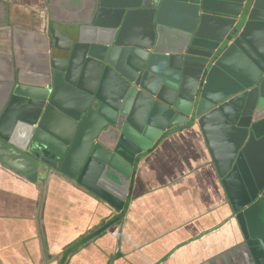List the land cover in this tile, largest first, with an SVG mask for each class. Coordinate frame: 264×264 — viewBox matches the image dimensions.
Masks as SVG:
<instances>
[{
  "label": "water",
  "instance_id": "water-1",
  "mask_svg": "<svg viewBox=\"0 0 264 264\" xmlns=\"http://www.w3.org/2000/svg\"><path fill=\"white\" fill-rule=\"evenodd\" d=\"M44 2L53 29L32 84L0 0V167L31 184L58 175L122 214L139 160L195 125L264 264V0Z\"/></svg>",
  "mask_w": 264,
  "mask_h": 264
},
{
  "label": "crops",
  "instance_id": "crops-1",
  "mask_svg": "<svg viewBox=\"0 0 264 264\" xmlns=\"http://www.w3.org/2000/svg\"><path fill=\"white\" fill-rule=\"evenodd\" d=\"M4 1L18 76L39 83L53 29L45 2ZM110 211L58 175L31 184L0 167V264H254L195 125L139 160L127 208Z\"/></svg>",
  "mask_w": 264,
  "mask_h": 264
}]
</instances>
